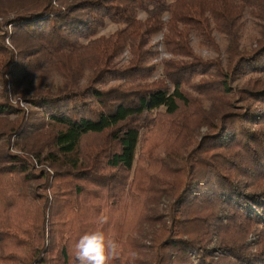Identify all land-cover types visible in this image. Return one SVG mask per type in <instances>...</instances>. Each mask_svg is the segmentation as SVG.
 <instances>
[{
	"label": "trees",
	"instance_id": "trees-1",
	"mask_svg": "<svg viewBox=\"0 0 264 264\" xmlns=\"http://www.w3.org/2000/svg\"><path fill=\"white\" fill-rule=\"evenodd\" d=\"M250 6L264 21V0H0V264H73L104 215L109 264L264 263V35L239 44ZM105 21L116 29L96 36ZM161 30L172 57L153 78L145 38Z\"/></svg>",
	"mask_w": 264,
	"mask_h": 264
},
{
	"label": "rangeland",
	"instance_id": "rangeland-1",
	"mask_svg": "<svg viewBox=\"0 0 264 264\" xmlns=\"http://www.w3.org/2000/svg\"><path fill=\"white\" fill-rule=\"evenodd\" d=\"M248 11L251 12L252 14L246 12V14H244L243 19L241 21V28L239 29V44L242 48L244 49H252L253 47H255V45L257 44V42L260 40V38L264 35V21L259 20L258 17L255 16V10L250 7H248ZM137 18L138 19H143L144 18V13L142 11H139L137 14ZM163 21L166 20V16H164L162 18ZM117 25H115L114 23L110 22V21H105L104 26L102 28H100L96 34V36H107L108 34H110L111 32H113L116 29ZM6 29L9 30L10 26L7 24L6 25ZM164 30V28H163ZM163 30H161L160 32L152 35L149 38H145V48L149 49L152 53L155 52V55L153 57H149V59L147 60V65H152L155 66V69L153 71V74L151 77L156 78L158 77V75L160 74V66L162 64V61L165 59H168L171 56V54H169L163 47L162 44V39H163ZM213 36V41L214 43L218 46V49H220V51H222V46L224 45V41H223V36L218 33V32H213L212 33ZM190 42H191V47L193 48L194 52L203 57V58H211L213 57L214 53L211 51L212 49L210 47H204L200 42L198 37H196L194 34L191 35L190 38ZM6 45H10L9 39L6 38L4 40ZM130 58V54L128 52L127 48H124L123 50H121V52L114 58L115 63L118 66L121 65H125L127 64L128 60ZM117 80H112L109 81V83L107 84H114ZM241 81V80H240ZM24 85H22V83L20 84V87H23ZM2 93V88L0 86V96ZM9 101L11 102V104H15V99L11 97V99H9ZM19 106H21L22 108H30L26 103H24L23 101L18 102ZM155 114L153 113L152 116H154ZM205 130L204 127L200 128V132H203ZM156 136H154L152 138V141L154 140ZM257 228H260V225H257ZM254 234H250L247 237L246 242H248L249 244H252L255 241V238L253 236ZM193 253L191 252L189 254V260L194 262V258L192 255ZM217 256V253H215V257ZM215 259V258H213ZM216 260V259H215ZM264 264V263H261Z\"/></svg>",
	"mask_w": 264,
	"mask_h": 264
},
{
	"label": "clouds",
	"instance_id": "clouds-1",
	"mask_svg": "<svg viewBox=\"0 0 264 264\" xmlns=\"http://www.w3.org/2000/svg\"><path fill=\"white\" fill-rule=\"evenodd\" d=\"M108 216L98 218V227L83 233L73 245V264H109L118 256L119 245L114 238L107 237L102 226Z\"/></svg>",
	"mask_w": 264,
	"mask_h": 264
}]
</instances>
